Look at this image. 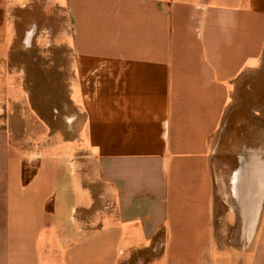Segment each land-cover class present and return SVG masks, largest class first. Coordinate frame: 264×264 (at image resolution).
I'll return each instance as SVG.
<instances>
[{
  "label": "crops",
  "instance_id": "obj_1",
  "mask_svg": "<svg viewBox=\"0 0 264 264\" xmlns=\"http://www.w3.org/2000/svg\"><path fill=\"white\" fill-rule=\"evenodd\" d=\"M5 1L0 264H264V0H53L62 134L8 73Z\"/></svg>",
  "mask_w": 264,
  "mask_h": 264
},
{
  "label": "rangeland",
  "instance_id": "obj_2",
  "mask_svg": "<svg viewBox=\"0 0 264 264\" xmlns=\"http://www.w3.org/2000/svg\"><path fill=\"white\" fill-rule=\"evenodd\" d=\"M209 2L215 5L224 4V0ZM8 8L6 1L0 0V21H4L9 15ZM10 16L16 20L18 38L10 57L11 67L8 73L16 76L17 70L22 72V77L18 81L24 83L29 103L38 108L36 114L48 119L55 133L62 134L64 123L71 119L65 115L70 110L65 109L68 103L67 85L62 76L63 54L67 52L63 43L65 37L69 35L68 19L65 13L55 6L53 0H32L30 3L28 0L23 10L11 8ZM6 28L1 30L0 37L8 30ZM25 96L27 97L26 93ZM54 109L58 113H53ZM0 114V121L3 122L2 118H6L7 112L0 111ZM11 115L10 117H17L14 110ZM11 127L17 126L12 124ZM4 128L5 123H0V131ZM35 165V163L25 165L28 178L35 172ZM75 191L77 196L80 195L78 189Z\"/></svg>",
  "mask_w": 264,
  "mask_h": 264
}]
</instances>
